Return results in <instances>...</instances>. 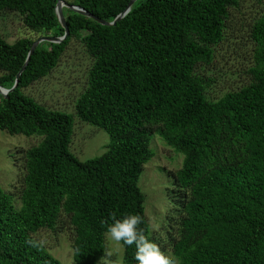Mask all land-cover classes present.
<instances>
[{
  "label": "trees",
  "instance_id": "1",
  "mask_svg": "<svg viewBox=\"0 0 264 264\" xmlns=\"http://www.w3.org/2000/svg\"><path fill=\"white\" fill-rule=\"evenodd\" d=\"M57 1L0 0V12L58 37ZM128 1L66 2L112 21ZM241 1L136 0L114 25L62 7L66 38L40 42L17 86L0 94V129L41 138L23 152L18 195L0 187V264H61L35 237L41 229L69 230L74 263L100 264L106 225L127 214L142 217L138 228L176 264H264V0H253L246 24L245 78L213 93L220 74L211 65L244 16ZM73 38L91 57L74 114L109 135L106 150L83 161L69 150L73 114L24 93L57 66ZM33 41L8 43L0 33L1 87H12ZM154 134L183 155L168 172L174 187L164 237L150 232L138 187ZM122 248L123 264H136L135 245Z\"/></svg>",
  "mask_w": 264,
  "mask_h": 264
},
{
  "label": "rangeland",
  "instance_id": "2",
  "mask_svg": "<svg viewBox=\"0 0 264 264\" xmlns=\"http://www.w3.org/2000/svg\"><path fill=\"white\" fill-rule=\"evenodd\" d=\"M240 9L245 10L243 18L231 24L226 39L217 47L218 52L211 65L220 74L213 86L214 95H222L245 78L242 74L243 61L252 55L246 24L257 6L253 0H242ZM0 33L8 43L22 37L35 40L44 35L25 27L20 16L13 12H0ZM47 35L51 36V32ZM90 63L91 57L83 45L73 38L57 66L47 76L24 89V93L40 104L73 114L69 150L81 161L101 155L109 142V135L105 130L81 121L74 114V102L86 85ZM40 139L37 135L9 134L6 130L0 129V187L3 190L18 195L20 189L18 166H22L23 152L36 145ZM149 147L153 156L143 166L138 187L144 194V212L150 232L154 236L164 237L166 213L171 208L168 189L174 187L168 172L181 166L183 155L167 145L157 134L151 136ZM17 205L19 206V202ZM35 237L61 264H75L69 230L41 229L35 233ZM106 240L107 247L116 249V256L113 259L122 258V245ZM165 255L172 259L169 250L165 251Z\"/></svg>",
  "mask_w": 264,
  "mask_h": 264
},
{
  "label": "clouds",
  "instance_id": "3",
  "mask_svg": "<svg viewBox=\"0 0 264 264\" xmlns=\"http://www.w3.org/2000/svg\"><path fill=\"white\" fill-rule=\"evenodd\" d=\"M142 223L139 214H127L106 225V239L122 244L124 246L135 245L134 257L136 264H176L175 260L169 259L163 254L157 245L150 241L138 228ZM40 247V243H34ZM116 256V249L105 247L100 264H123L122 258L113 259Z\"/></svg>",
  "mask_w": 264,
  "mask_h": 264
},
{
  "label": "water",
  "instance_id": "4",
  "mask_svg": "<svg viewBox=\"0 0 264 264\" xmlns=\"http://www.w3.org/2000/svg\"><path fill=\"white\" fill-rule=\"evenodd\" d=\"M136 0H129L127 5L125 6L124 10L122 12H120L112 21H105V20H102L100 18H97L95 16H93L92 14L86 12L84 9H82L81 7L79 6H76V5H72V4H69L67 3L66 1L64 0H58L57 3H56V6H55V12H56V15H57V18L62 26V28L64 29V33L62 36H48V35H42V36H39L38 38H36L31 46H30V49L27 53V57H26V60L23 64V66L20 68V70L17 72V74L15 75V80H14V83L12 85L11 88L9 89H6V88H3L0 86V94L3 95V96H7V94L13 90V88H15L18 84V78L20 76V74L22 73V71L24 70L25 66L27 65L29 59H30V56L31 54L33 53L34 49L37 47V45L40 43V42H52V43H59L61 42L62 40H64L66 38V36L68 35V27L65 23V20H64V17H63V14H62V7H67L75 12H78L82 15H85V16H88L92 19H94L95 21H97L98 23L102 24V25H114L117 21H119L129 10H130V7L132 6V4L135 2Z\"/></svg>",
  "mask_w": 264,
  "mask_h": 264
}]
</instances>
